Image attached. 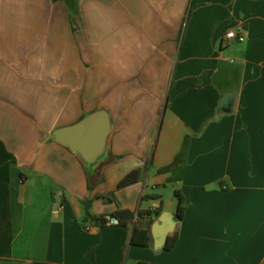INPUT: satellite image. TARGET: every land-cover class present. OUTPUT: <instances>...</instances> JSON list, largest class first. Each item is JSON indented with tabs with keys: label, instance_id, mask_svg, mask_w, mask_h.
I'll return each mask as SVG.
<instances>
[{
	"label": "crops",
	"instance_id": "obj_1",
	"mask_svg": "<svg viewBox=\"0 0 264 264\" xmlns=\"http://www.w3.org/2000/svg\"><path fill=\"white\" fill-rule=\"evenodd\" d=\"M77 1L78 25L63 0H0V264H264V0ZM99 107L112 131L89 189L50 133ZM176 189L175 240L155 246ZM86 197L91 216L129 213L93 224Z\"/></svg>",
	"mask_w": 264,
	"mask_h": 264
},
{
	"label": "water",
	"instance_id": "obj_2",
	"mask_svg": "<svg viewBox=\"0 0 264 264\" xmlns=\"http://www.w3.org/2000/svg\"><path fill=\"white\" fill-rule=\"evenodd\" d=\"M235 92L226 90L218 99L216 108L228 111ZM111 121L107 109L96 108L74 122L57 126L50 138L67 146L75 152L83 162L87 172L93 174L108 157V144L111 134ZM129 211L119 209L115 212L118 218H124ZM176 225L175 213L163 210L151 223L150 232L155 246H163L168 233Z\"/></svg>",
	"mask_w": 264,
	"mask_h": 264
},
{
	"label": "trees",
	"instance_id": "obj_3",
	"mask_svg": "<svg viewBox=\"0 0 264 264\" xmlns=\"http://www.w3.org/2000/svg\"><path fill=\"white\" fill-rule=\"evenodd\" d=\"M64 4L67 9V13L70 19V22H75L76 25L79 24L78 21V1L77 0H63ZM73 26V25H72ZM74 27V26H73ZM86 169V168H85ZM140 170L138 168H132L128 170L118 181H117V187L124 186L126 184H129L131 182H134L139 177ZM86 175H87V182H88V188L91 189L95 182L102 179V174L100 173L99 169L95 170L93 174H89L86 169ZM107 195L111 198H114L113 191H110L107 193ZM174 195L176 197V206H175V216L176 218H181L183 214V196L180 193L178 189L174 191ZM91 201L90 197H86L84 199V205L86 208V214L88 218H91L94 222H102L104 220V215H98V216H91L88 211V205ZM161 208L156 207L154 209L156 214H159ZM140 211H138L139 214ZM108 215L115 216L114 213H109ZM125 221V218H119V222ZM130 242L136 243V244H142L146 245L148 244L150 240V236L148 233V230L144 228H139L136 225L132 227L131 233H130ZM175 240V232L171 233L170 235H167V240L164 243V248L170 247ZM140 263H146V262H140Z\"/></svg>",
	"mask_w": 264,
	"mask_h": 264
},
{
	"label": "built area",
	"instance_id": "obj_4",
	"mask_svg": "<svg viewBox=\"0 0 264 264\" xmlns=\"http://www.w3.org/2000/svg\"><path fill=\"white\" fill-rule=\"evenodd\" d=\"M244 37H245V34H244L242 27L238 29L229 28L223 34V40L225 42H228L230 39L242 40L244 39ZM55 211H57V209ZM118 222H119V218L116 215L111 216V215L106 214L104 215V220L102 222H95L93 224L101 225V224L118 223ZM93 224L86 221L83 225V229L87 230L90 227H92Z\"/></svg>",
	"mask_w": 264,
	"mask_h": 264
}]
</instances>
